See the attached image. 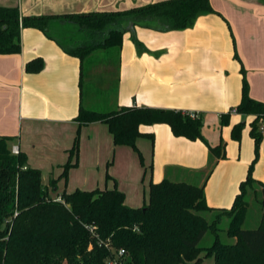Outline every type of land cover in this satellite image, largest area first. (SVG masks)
Here are the masks:
<instances>
[{"label": "trees", "instance_id": "16d2710c", "mask_svg": "<svg viewBox=\"0 0 264 264\" xmlns=\"http://www.w3.org/2000/svg\"><path fill=\"white\" fill-rule=\"evenodd\" d=\"M206 13H215L209 0H164L124 11L50 16H22L17 8L0 7V55L20 52L21 28L38 29L79 60L81 87L84 62L95 63L98 52H103L106 61H118L126 33L140 49L135 27L181 31ZM42 67L41 59H34L25 71L38 73ZM241 72V99L234 112L254 117L249 133L257 149L264 107L249 97L245 72ZM228 121L229 113L221 116L222 125ZM75 122L79 128L94 122L105 124L116 147L136 149V140L142 137L153 141V135L141 132L140 127L155 124L167 125L175 137L206 143L200 116L192 119L187 112L176 110L132 106L100 112L80 104ZM241 129L242 123L233 125L231 137L238 141ZM10 139L0 137V264H110L120 250L124 255L118 261L124 264H199L207 257L214 264H264L263 219L254 229L242 228L248 209L246 188L256 185L264 195V185L249 173L230 209L210 208L205 202V183L216 163L225 158L222 144L212 147L206 143L209 161L206 170L196 175L202 176L200 183L164 178L149 185L146 205L131 208L117 189H76L59 200L52 199L41 172L28 167L26 155L11 153ZM78 151L79 130L61 177L76 165ZM54 183L51 180L49 185ZM223 218L229 219L226 230L220 228ZM208 231L213 242L203 248L199 243ZM221 231L235 241L221 242Z\"/></svg>", "mask_w": 264, "mask_h": 264}, {"label": "crops", "instance_id": "0c3cea01", "mask_svg": "<svg viewBox=\"0 0 264 264\" xmlns=\"http://www.w3.org/2000/svg\"><path fill=\"white\" fill-rule=\"evenodd\" d=\"M159 1L164 0H0V7L17 8L22 16H50L124 11ZM209 3L215 13L198 16L191 27L181 31L135 27L140 49L126 33L118 61H106L103 52H98L93 62L102 70L116 65L115 79L105 71L92 78L89 66L93 63L88 62L87 69L82 68L81 87L76 57L65 53L38 29L21 28L20 52L0 55V137L11 138L9 149L16 148L26 155L28 167L41 172L42 184L47 188L61 175L78 130L81 151L86 147L97 154L103 146L113 144L103 123L78 127L75 118L80 104L100 112L132 106L194 112L202 119L201 134L212 147L220 144L215 132L222 115L229 113L230 131L241 122L250 128L254 117L237 114L234 109L241 99L242 69L249 97L264 107V0ZM34 59H41L43 67L38 73H27L25 65ZM110 96L114 97L111 103ZM140 131L155 139V163L159 155L162 166L169 167L154 184L164 178L200 183L202 176L196 175L205 171L209 160L206 143L175 137L165 124L141 126ZM261 144L264 146V131ZM173 156L179 160L177 163ZM225 159L216 163L204 186L205 202L210 208L224 209L239 193L237 182L241 178L226 173L220 201L209 195L208 187ZM74 172L69 171V179ZM256 177L255 181L264 185V176ZM124 202L140 208L129 197Z\"/></svg>", "mask_w": 264, "mask_h": 264}, {"label": "rangeland", "instance_id": "374dc122", "mask_svg": "<svg viewBox=\"0 0 264 264\" xmlns=\"http://www.w3.org/2000/svg\"><path fill=\"white\" fill-rule=\"evenodd\" d=\"M88 62V60L84 62V71L87 69ZM102 69V66H99V64L96 66L93 63L91 67L89 66V70H91L94 76L92 78H96L98 73L105 71L110 79H115L117 73L116 65L108 66L104 70ZM85 97H87L86 92L83 94V104L87 102ZM113 98V96L109 97V103L113 101ZM220 124L221 121L219 125L217 124L215 134L220 144L224 146L226 159L208 187L209 195L216 202L220 201V186L224 184V175L226 173H233L235 178H241L237 182V187L240 186L249 173L253 180H257L256 176H264V146L260 143L256 149L255 141L250 136L248 125L242 123L240 137L237 141L231 137L230 122L226 125ZM210 128L213 131L215 130L212 128V124H210ZM138 139L135 143L136 149L127 146L116 147L111 143L108 147L103 146L102 151L97 154L91 148L86 147L81 151L79 141V155L76 165L70 167L66 177H61V175L56 177L53 187L48 185L49 196L55 199L62 194H70L76 189H117L124 193L125 199L129 197V201L132 204H139V207H143L147 204L149 185L151 183L154 184L155 179L169 167L164 168L162 166L163 161L159 155L156 157L155 163V139L153 141L143 137L140 140ZM204 141L206 142L205 139ZM158 146L159 141L157 143V151ZM177 161L179 160L173 156V162L177 163ZM173 168L182 167L173 165ZM71 170L75 172L72 173L69 179V171ZM262 198H264V195H261V189L256 185L246 188L245 199L248 202V209L242 224L243 229H254L260 224V221L263 219ZM232 203L233 200L229 201L228 206L223 208L230 209ZM206 217L210 219L209 215H206ZM228 222L229 219L223 218L220 228L226 230ZM219 240L223 243H233V240L223 231L219 233ZM212 242L213 235L208 231L201 239L199 246L203 248L208 247ZM199 264H214V260L212 257H207Z\"/></svg>", "mask_w": 264, "mask_h": 264}, {"label": "built area", "instance_id": "2783aa9c", "mask_svg": "<svg viewBox=\"0 0 264 264\" xmlns=\"http://www.w3.org/2000/svg\"><path fill=\"white\" fill-rule=\"evenodd\" d=\"M187 115L188 117L192 118V119H196L199 117V115L197 113H194V112H187ZM259 130L261 132L264 131V119H262L260 121V127H259ZM11 153L14 154V155H17L18 154V150L16 148H12L11 150ZM122 255H124V251L120 250L118 253H117V256L116 258L112 259L110 261V264H124L123 262H119L118 261V258L121 257Z\"/></svg>", "mask_w": 264, "mask_h": 264}, {"label": "water", "instance_id": "95a60500", "mask_svg": "<svg viewBox=\"0 0 264 264\" xmlns=\"http://www.w3.org/2000/svg\"><path fill=\"white\" fill-rule=\"evenodd\" d=\"M263 221H264V205H263Z\"/></svg>", "mask_w": 264, "mask_h": 264}]
</instances>
